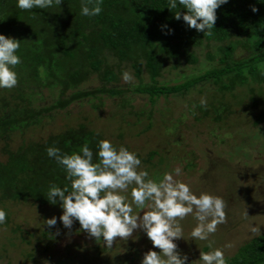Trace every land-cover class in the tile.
Masks as SVG:
<instances>
[{
	"label": "trees",
	"instance_id": "16d2710c",
	"mask_svg": "<svg viewBox=\"0 0 264 264\" xmlns=\"http://www.w3.org/2000/svg\"><path fill=\"white\" fill-rule=\"evenodd\" d=\"M167 3L168 0H102L99 15L83 16L82 0H61L59 5L53 3L50 8L32 10H21L16 0H0V34L20 41L17 55L21 59L15 66L17 85L0 89V209L6 212L5 222L0 226L5 230L10 223L7 211L14 207L35 209L42 214L41 221L50 212L62 214L58 198L56 204L46 199L47 190L52 183L63 187L69 182L64 178L63 168L47 156V147L71 153L88 144L95 153L96 143L108 139L117 147L123 145L130 150L122 141L125 131L119 125L112 126L115 129L110 124L107 128L93 125L80 111L69 113L76 107L93 103L91 109L102 111L104 100L110 99L115 109L106 121L116 122V115L128 111L122 117L132 116L136 123L147 120L142 131L147 132L154 126L152 114L158 103L175 98L185 100L186 95L196 90L187 114L194 118L197 115V122L232 129L231 117L236 106L255 110L258 115L253 127L264 122V0H227L215 10L211 35L189 28L182 18L175 19L177 10L181 13L186 10L180 7L170 10ZM252 7L257 10L253 12ZM240 50L245 55L236 60L235 54ZM109 57L130 65L138 84L119 87L115 71L106 64ZM183 63L192 66L204 63L209 68L195 77L176 79L175 70H170ZM87 71L96 76L97 87L86 86ZM236 88L240 93L235 92ZM45 92L49 96L43 97ZM128 92L134 95L129 101ZM202 97L206 106L200 104ZM137 100L142 102L137 104L141 108L134 111L131 105ZM245 100L250 103L244 107ZM61 116L70 122L59 130H50L46 136H38L46 122ZM137 137L138 134L134 140ZM137 154L141 168L151 178L173 172L168 164L160 162L164 155L159 152ZM195 158L189 152L181 160H186V168L192 171ZM152 166L156 169L152 170ZM58 226L63 229V225ZM19 232V227L11 228L10 246L15 245L13 240L29 242ZM52 232V228L43 230L38 240L48 242L45 243L48 250L54 242L51 244L49 240L55 239ZM83 232L78 225V229L68 234L77 238ZM17 252L24 259L32 258L31 253ZM226 261L264 264V234ZM58 262L59 258H54L50 264Z\"/></svg>",
	"mask_w": 264,
	"mask_h": 264
},
{
	"label": "rangeland",
	"instance_id": "374dc122",
	"mask_svg": "<svg viewBox=\"0 0 264 264\" xmlns=\"http://www.w3.org/2000/svg\"><path fill=\"white\" fill-rule=\"evenodd\" d=\"M242 51L235 54L236 60L245 55ZM106 64L115 71L119 87L125 89L126 86L138 84L130 65L118 63L117 60L110 57ZM176 66L178 68L175 69H172L171 66L168 67L171 68L170 71L175 70L176 79L180 80L195 77L209 68L204 63L194 66L183 63ZM124 70L130 71L134 76L130 83H125L121 79V73ZM86 78L88 80L86 86L89 88L99 85L96 76L91 72L87 71ZM144 80L147 79L144 78ZM239 90L236 88L235 92L238 93ZM126 95L128 101L130 98H134L130 92ZM196 95V90H194L185 96V100L184 98H175L168 103H158L152 114L154 126L147 132H142L148 123L147 120L142 119L136 123L132 116L122 117L128 111L116 115L115 118L118 120L116 122L106 121L109 115L113 116L112 113L115 109L110 99L104 100L105 105L102 111L91 109L93 103L69 111L70 114L80 111L81 114L89 118L93 125L95 123L103 128L109 127L108 124H110V128L120 126L125 131L122 141L124 144H128L130 151L142 156L147 155L150 151L159 152L160 155H164V159L160 162L168 164L172 171L177 167L181 168V175L175 178L188 184L193 192L199 194L203 191L223 198L226 205L225 220L217 225L216 232L210 234L207 240L190 238L189 233L197 223L194 214H189L180 221L184 239H178L175 243L178 245V251L182 255H187L186 264H201L198 260L199 252H208L214 248H223L226 259L232 258L248 242L264 234V122L253 127L252 122L258 114H255V110L249 107L242 110L241 106H236L233 109L231 122L234 124L232 129L219 128V125L213 127L214 124L211 122H197V120L195 121L197 115L194 118L187 114L189 103L193 102ZM47 96L49 94L45 92L43 97ZM46 99L48 100V98ZM137 101L131 105L135 107L134 111L141 108L137 104L141 105L142 102ZM245 101L244 107L250 103L248 100ZM62 118V116L55 117L49 123L46 122L41 128V135L38 136H46L50 130H59L64 124L70 122V119L67 121ZM136 134L139 137L134 140ZM189 152L196 156V166L191 169L192 171L186 168L188 162L181 160V157ZM155 159L159 160L157 157ZM151 169L155 170L156 168L152 166ZM172 173L174 174V172ZM158 174L157 172L155 175ZM158 177L162 178L161 174ZM127 195L130 197L129 192ZM7 214L10 218L8 229L5 230L0 226V250L1 246L5 249L4 253L0 251V264H41L43 261L50 264L54 258H59V262L62 261L63 264H141L143 254L149 249L160 251L152 246L145 233L139 228L134 230L132 236L126 240L115 238L113 246L107 248L102 241L88 236L85 231L77 238L76 235L68 234V232L78 229V221L74 220L71 228L63 226L62 229L58 226V224H63L57 213L50 212V215H47L48 218L53 216L57 218L56 225L52 227L44 223L48 219L47 217L41 221L42 214L30 207H14L11 211H7ZM250 225L259 226L260 235H252ZM16 227H19L21 234L26 240H29V244L13 240L12 243L15 245H9L8 238L10 235L12 236L11 228ZM50 228L53 229L52 234L55 239L49 240L51 244L52 240L54 242L48 250L45 244L48 242L41 243L38 240L41 239L40 233ZM17 234L15 237H18ZM135 239H137L136 242H134ZM228 244L231 246L225 247ZM18 250L25 251V254L31 253L32 258L24 259L18 256ZM20 257L27 263H23L19 259ZM37 260H42V262Z\"/></svg>",
	"mask_w": 264,
	"mask_h": 264
},
{
	"label": "clouds",
	"instance_id": "9594fccd",
	"mask_svg": "<svg viewBox=\"0 0 264 264\" xmlns=\"http://www.w3.org/2000/svg\"><path fill=\"white\" fill-rule=\"evenodd\" d=\"M53 3L59 5L61 0H16L21 10L47 9ZM101 3L102 0H82L80 14L99 15ZM225 3L227 0H168L167 7L185 9L184 13L177 10L175 19L182 18L189 28L211 35L215 10ZM19 48L20 41L16 38L0 34V89H12L18 83L15 66L21 63L17 55ZM121 79L130 83L134 76L124 70ZM200 104L206 106V99L202 97ZM45 151L63 168L64 178L69 182L63 187L52 183L47 190L49 203L56 204L57 198L60 202L63 211L59 220L63 226L71 228L76 220L80 230L102 241L107 248L113 246L115 238L126 240L139 228L152 246L160 250L149 249L143 254L141 264H186L188 257L178 251L175 241L184 239L180 221L189 214H194L197 221L189 233L193 240H207L225 220L223 198L208 192H193L188 184L175 178L181 175V168L173 170L175 175L165 172L162 178L153 179L141 168L142 161L136 152L123 145L117 147L108 139L96 143L95 153L88 144L71 153L54 146ZM5 219L6 212L0 209V224ZM44 223L55 226L57 218L53 216ZM250 231L252 235H260L259 226L250 225ZM198 260L201 264H227L223 248L199 252Z\"/></svg>",
	"mask_w": 264,
	"mask_h": 264
}]
</instances>
